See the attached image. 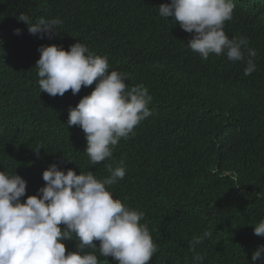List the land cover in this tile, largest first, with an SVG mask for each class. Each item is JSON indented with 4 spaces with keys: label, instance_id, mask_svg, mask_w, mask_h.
Wrapping results in <instances>:
<instances>
[{
    "label": "trees",
    "instance_id": "trees-1",
    "mask_svg": "<svg viewBox=\"0 0 264 264\" xmlns=\"http://www.w3.org/2000/svg\"><path fill=\"white\" fill-rule=\"evenodd\" d=\"M166 3L0 0V171L26 181L23 201L45 186L42 173L53 164L103 179L110 176L108 165L123 161L124 179L108 190L144 213L141 223L158 245L149 264H252L264 245L254 234L264 219V0H234L233 18L224 25L229 38L246 39L257 53L249 76L247 57L233 62L210 54L205 60L188 48L194 34L159 15ZM21 14L33 23H63L52 39L40 38L18 20ZM78 41L107 56L109 72L126 74L129 88L143 84L152 97L151 115L96 165L85 153V133L67 125L69 109L95 82L76 95L68 90L51 97L41 92L35 67L41 46L68 50ZM205 231L212 235L196 247L203 260L194 262L190 241ZM62 242L67 254L80 241L73 235ZM95 254L99 264H117Z\"/></svg>",
    "mask_w": 264,
    "mask_h": 264
},
{
    "label": "clouds",
    "instance_id": "clouds-1",
    "mask_svg": "<svg viewBox=\"0 0 264 264\" xmlns=\"http://www.w3.org/2000/svg\"><path fill=\"white\" fill-rule=\"evenodd\" d=\"M158 9L161 17H172L183 31L194 34L187 47L202 59L210 54L225 55L233 62L247 57L244 75L256 70L257 53L248 47V41L229 38L224 31L225 22L233 18L234 0H170ZM18 20L28 26L30 34L48 39L63 23L59 18H40L33 23L26 14ZM21 31L17 28L14 34ZM38 51L35 67L41 92L63 97L71 90L76 95L82 86L95 82L90 95L69 109L67 120L68 128L78 126L85 133V153L93 165L111 158L120 140L128 139L135 126L151 115L148 89L143 84L129 88L126 74L109 72L107 56L94 54L79 41L68 50L51 45ZM40 149L37 146L33 152L39 156ZM108 168L110 176L97 179L91 171L77 175L69 169L65 173L53 164L42 173L45 186L23 201L26 181L15 173L0 171V264H99L96 251L117 264H149L158 245L147 223H141L144 213L114 198L108 190L124 179L123 161L114 169L111 165ZM254 234L264 237V219L254 226ZM73 235L80 242L75 252L66 254L62 241L73 240ZM211 235L205 231L190 241L194 262H202L196 247ZM94 241H99V247ZM88 248L93 251L86 252ZM261 259L264 245L253 253L252 264Z\"/></svg>",
    "mask_w": 264,
    "mask_h": 264
},
{
    "label": "bare ground",
    "instance_id": "bare-ground-1",
    "mask_svg": "<svg viewBox=\"0 0 264 264\" xmlns=\"http://www.w3.org/2000/svg\"><path fill=\"white\" fill-rule=\"evenodd\" d=\"M188 82V81H187Z\"/></svg>",
    "mask_w": 264,
    "mask_h": 264
}]
</instances>
